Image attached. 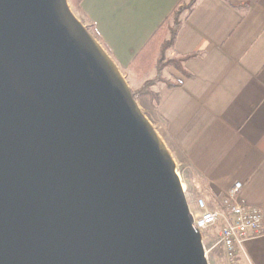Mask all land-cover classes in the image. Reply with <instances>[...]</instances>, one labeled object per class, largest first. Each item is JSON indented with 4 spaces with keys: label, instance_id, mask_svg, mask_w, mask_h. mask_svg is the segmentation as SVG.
Returning a JSON list of instances; mask_svg holds the SVG:
<instances>
[{
    "label": "water",
    "instance_id": "water-1",
    "mask_svg": "<svg viewBox=\"0 0 264 264\" xmlns=\"http://www.w3.org/2000/svg\"><path fill=\"white\" fill-rule=\"evenodd\" d=\"M0 264H209L175 158L68 0H0Z\"/></svg>",
    "mask_w": 264,
    "mask_h": 264
},
{
    "label": "crops",
    "instance_id": "crops-1",
    "mask_svg": "<svg viewBox=\"0 0 264 264\" xmlns=\"http://www.w3.org/2000/svg\"><path fill=\"white\" fill-rule=\"evenodd\" d=\"M183 1L83 0L80 11L136 89L157 69L138 79L133 60ZM167 54L177 63L163 76L179 85L159 81L155 105H139L154 111L172 155L189 167L194 195L224 210L241 181L240 200L264 209V0H196ZM240 264H264V234L244 243Z\"/></svg>",
    "mask_w": 264,
    "mask_h": 264
},
{
    "label": "built area",
    "instance_id": "built-area-1",
    "mask_svg": "<svg viewBox=\"0 0 264 264\" xmlns=\"http://www.w3.org/2000/svg\"><path fill=\"white\" fill-rule=\"evenodd\" d=\"M243 187L241 181L231 187L224 210L210 208L203 196L194 199V208L189 205L194 223L202 233L218 226V244L224 250L227 264H240V250L244 243L264 234L263 206L243 203L240 200Z\"/></svg>",
    "mask_w": 264,
    "mask_h": 264
},
{
    "label": "trees",
    "instance_id": "trees-1",
    "mask_svg": "<svg viewBox=\"0 0 264 264\" xmlns=\"http://www.w3.org/2000/svg\"><path fill=\"white\" fill-rule=\"evenodd\" d=\"M82 1L83 0H72V2L77 6L79 10L81 9L80 7ZM195 1L196 0L191 1V5L187 7L189 8L188 11L192 9V6L194 5ZM179 6L181 7V5ZM177 8H175L173 12L169 15V17L162 23L159 29L155 32V34L151 37V39L141 50V52L135 57L131 64V72L135 73L138 79H142L153 69H157V74L153 78L145 80L139 88L132 90L136 99L142 95L157 96V94L153 92L152 86L159 81H164L168 84V86L179 85L178 82H172L163 76V69L167 65L177 63L176 58L169 57L166 55L167 49L172 47V45L174 44L177 31L180 27L181 19L177 18H175L174 25L172 27H169L170 19H172L174 15H176L175 17H178L177 15H179V12L181 13L180 10H182V8ZM91 26L93 27V25ZM167 31L170 32L171 35L170 38L166 40Z\"/></svg>",
    "mask_w": 264,
    "mask_h": 264
},
{
    "label": "rangeland",
    "instance_id": "rangeland-1",
    "mask_svg": "<svg viewBox=\"0 0 264 264\" xmlns=\"http://www.w3.org/2000/svg\"><path fill=\"white\" fill-rule=\"evenodd\" d=\"M68 1H69V5H70L72 11L75 13V15L97 37V34L95 33V30L91 26L90 22L82 16L81 11L72 2V0H68ZM191 1L192 0H184L183 1V3L181 4V7L180 6L178 7L179 9L182 8V10H180L181 13L179 12V15H177L178 17H175L176 15H174V17H172V19H170L169 27H172L174 25L175 18L181 19L188 12L189 8H187V7L189 5H191ZM170 35H171V33L167 31L166 40L168 38H170ZM168 51H169V48L167 49V52ZM167 52H166V55L169 56L167 54ZM123 74L126 77V79H127L128 83H129V85L131 86L132 90L135 89V87H134L135 84L133 82V78L130 77L125 72H123ZM146 96L147 95H142V96L138 97L137 98L138 102L142 103V102H145L144 101L145 99L146 100L149 99V103H150V104L148 103L149 106H151V107L154 106L157 97L153 96V95L152 96L148 95L149 97L147 98ZM145 106H146V111L143 110V112L146 114L147 118L149 119V121L151 122L153 127L156 129V131L158 132L160 137L165 142V133H164L162 127L160 126V124H159V122L157 120V117L155 116L154 111L150 107H147V103H146ZM173 157L175 158V161L177 163V171L179 172V175L181 176V180H182V182L184 184V187H185V192H186V195H187L188 203H189V205L192 208H194L195 204H194V201H193V197L196 198L197 196H202V195H200V194L194 195V192H193V185L194 184L192 182H190L191 174H190V169L187 166V164L185 162L181 161L180 159H178L177 157H175V155H173ZM203 241H204L205 250H206V254H207V258H208L209 264H227V260H226V257H225L224 250H223L222 246L220 244H218V230L217 229H213V230L209 229V230L203 232Z\"/></svg>",
    "mask_w": 264,
    "mask_h": 264
}]
</instances>
